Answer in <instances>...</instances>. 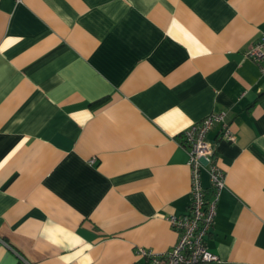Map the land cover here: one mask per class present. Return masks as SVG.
Returning a JSON list of instances; mask_svg holds the SVG:
<instances>
[{
    "label": "crops",
    "instance_id": "crops-1",
    "mask_svg": "<svg viewBox=\"0 0 264 264\" xmlns=\"http://www.w3.org/2000/svg\"><path fill=\"white\" fill-rule=\"evenodd\" d=\"M264 0H0V264H146L179 238L207 138L218 260L264 264ZM202 182L208 197L207 171Z\"/></svg>",
    "mask_w": 264,
    "mask_h": 264
},
{
    "label": "built area",
    "instance_id": "built-area-1",
    "mask_svg": "<svg viewBox=\"0 0 264 264\" xmlns=\"http://www.w3.org/2000/svg\"><path fill=\"white\" fill-rule=\"evenodd\" d=\"M248 56L258 63L264 77V32L249 48ZM216 124L221 125L223 139L235 141L226 110L213 112L183 131L191 168L189 212L182 216H169L171 226L179 232L178 241L171 249L162 253L143 247L138 250V254L146 258V264H201L218 260V255L207 245V237L215 223L219 196L225 187L224 171L214 161V145L207 138ZM204 170L209 174L212 197L207 196L202 182Z\"/></svg>",
    "mask_w": 264,
    "mask_h": 264
}]
</instances>
